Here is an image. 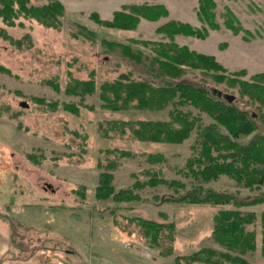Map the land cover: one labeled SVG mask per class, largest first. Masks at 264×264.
Instances as JSON below:
<instances>
[{
	"label": "rangeland",
	"instance_id": "374dc122",
	"mask_svg": "<svg viewBox=\"0 0 264 264\" xmlns=\"http://www.w3.org/2000/svg\"><path fill=\"white\" fill-rule=\"evenodd\" d=\"M50 1L28 0V4L41 6ZM55 1L63 5L55 27L23 15L13 25L0 19V259L16 256L21 258L17 264H173V259L174 264H203L177 255L203 246L217 248L210 238L212 217L229 206L189 203L179 197L191 188L242 197L251 191L225 174L207 182L191 176L186 163L194 154V132L179 143H170L142 140L131 131L136 121L169 120L172 105L161 109L103 107L101 83L129 71L135 78L140 75L120 50L106 43L119 42L149 53L145 47L149 42L172 41L213 56L224 68L225 80L251 81L264 72V0H212L211 24L206 17L199 18V0ZM154 4H162L167 14L155 21L139 17L130 30L96 22L110 19L123 5ZM181 22L202 33L205 30L206 35L177 32L170 38L157 31ZM88 29L96 39L87 37ZM237 72L241 74L232 75ZM183 77L197 80L202 75L188 70ZM92 78L93 93L78 94L70 88L75 80ZM212 84L236 96L240 109H248L238 100L237 88ZM178 108L200 116L202 125L214 122L191 105ZM119 121L130 123L113 124ZM255 134L253 130L237 140L245 143ZM102 173L112 175L107 188L113 192L97 197ZM149 175L162 177L166 183L134 189L137 196L132 200L113 197L115 191L144 182ZM263 208L264 204L247 208L255 211L257 220L249 226L257 234V249L248 256L254 264L264 263L259 252ZM141 220L172 225L159 227L155 243ZM22 258L31 259L30 263H23Z\"/></svg>",
	"mask_w": 264,
	"mask_h": 264
},
{
	"label": "trees",
	"instance_id": "16d2710c",
	"mask_svg": "<svg viewBox=\"0 0 264 264\" xmlns=\"http://www.w3.org/2000/svg\"><path fill=\"white\" fill-rule=\"evenodd\" d=\"M28 3V0H0V19L7 25H13L14 20L23 15L35 18L47 26L55 27L60 24L58 16L63 13V5L60 2L52 0L41 6ZM212 6V0H199L198 16L202 20L206 17L210 24L213 15L208 12V8ZM166 14L167 9L162 4L123 5L121 10L113 12L110 19H99L96 22L105 27L130 30L138 23L139 17L155 21ZM88 31L87 37L90 40L96 39L94 31L90 29ZM157 31L166 33L170 38L177 32L201 38L206 35L205 30L202 33L182 22L168 23L158 27ZM106 44L112 50H120L140 75L138 74L139 78H135L132 76L133 71H129L121 73L111 81L101 83L99 97L103 107L111 110L128 107L161 109L166 105H172L173 109L168 112L169 120L136 121V126L130 125L131 131L142 140L170 143H179L194 132L195 139L191 145L194 154L186 163V169L191 176L199 182H207L225 174L251 191L249 196L242 197L211 188L204 190L191 188L181 195L179 201L188 200L186 202L221 204L229 207L217 210L212 217L210 238L217 244V248L203 246L190 254L177 256L183 257L186 261L192 259L203 264H254L248 256L257 249V234L254 227L249 229V226H255L257 220L255 211L247 208L264 204V192L261 190V186L264 185V72L255 74L251 81L235 80L231 77L225 80V70L213 56L197 53L172 41L149 42V45L145 46L148 47L149 53L119 42ZM188 70L199 71L202 77L197 80L183 77ZM239 74L241 72L232 75ZM212 82L237 88L238 100L244 101V106L248 109L243 110L236 105V96L233 101L228 102L223 96L213 93V89L222 92L223 90L213 86ZM70 88L78 94H90L95 91L96 85L92 78L85 81L75 80L74 86ZM185 105H191L206 113L214 122L202 125L200 116H194L189 111L184 112L178 108ZM116 123L127 126L130 122H113ZM221 127L225 132L220 129ZM253 130H256L257 134L247 142L240 143L237 140L239 136L248 135ZM152 155H157V158L161 156ZM101 175L100 184L95 189L97 197H104L113 192L112 187L107 188L112 175L104 173ZM160 183H166V180L157 175H149L148 180L144 182L136 181L130 187L115 191L113 197L132 200L137 196L133 193L134 189L156 186ZM169 183L173 184L174 181ZM259 217L261 226L259 252L264 259V208ZM146 223L151 231L150 239L155 243L158 240L159 227L172 225L152 221ZM153 242L151 245L158 248ZM170 251L171 249L166 252L167 255ZM172 263H176L174 259Z\"/></svg>",
	"mask_w": 264,
	"mask_h": 264
},
{
	"label": "crops",
	"instance_id": "0c3cea01",
	"mask_svg": "<svg viewBox=\"0 0 264 264\" xmlns=\"http://www.w3.org/2000/svg\"><path fill=\"white\" fill-rule=\"evenodd\" d=\"M21 258L17 259L16 256L14 257H11V256H4L1 257L0 259V264H4V263H10V264H17L16 262H18ZM31 260V259H30ZM30 260L29 259H25V258H22V262L23 263H30ZM39 262L41 263L42 261L39 260Z\"/></svg>",
	"mask_w": 264,
	"mask_h": 264
},
{
	"label": "water",
	"instance_id": "95a60500",
	"mask_svg": "<svg viewBox=\"0 0 264 264\" xmlns=\"http://www.w3.org/2000/svg\"><path fill=\"white\" fill-rule=\"evenodd\" d=\"M212 91L213 93H216L218 96H223L228 102L233 101V99L235 98L233 94L223 93L221 90L217 91L216 89H213Z\"/></svg>",
	"mask_w": 264,
	"mask_h": 264
}]
</instances>
